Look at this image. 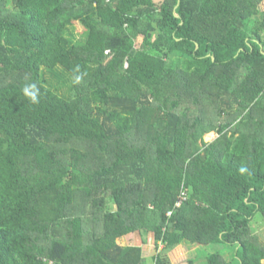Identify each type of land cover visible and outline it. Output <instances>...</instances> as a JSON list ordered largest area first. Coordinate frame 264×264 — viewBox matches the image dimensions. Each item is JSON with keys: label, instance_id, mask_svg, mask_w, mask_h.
<instances>
[{"label": "trees", "instance_id": "1", "mask_svg": "<svg viewBox=\"0 0 264 264\" xmlns=\"http://www.w3.org/2000/svg\"><path fill=\"white\" fill-rule=\"evenodd\" d=\"M262 1L0 0V264H263Z\"/></svg>", "mask_w": 264, "mask_h": 264}, {"label": "rangeland", "instance_id": "2", "mask_svg": "<svg viewBox=\"0 0 264 264\" xmlns=\"http://www.w3.org/2000/svg\"><path fill=\"white\" fill-rule=\"evenodd\" d=\"M163 0H153V2L158 6L161 4ZM260 10L264 12V0L260 4ZM68 33L72 35V38L74 41L80 42L83 41V29L79 25H75L70 30H68ZM140 44V39L137 42V46ZM57 73V72H56ZM56 73H50V72H44V79L46 80L48 85H51L52 87L58 88L60 94H67L68 89L67 86L63 87L61 81L55 76ZM217 135L215 133L207 134L204 136L203 140L205 143H209L213 141ZM256 221L259 220L257 224L252 225L253 235L256 237L257 241L264 246V224L259 216H257ZM118 245L125 246L127 245H134V244H140L144 243L142 246L143 256L146 259V262L149 264H152L151 258L159 254V251L162 249V245L158 246V249L155 247L154 241H153V235L151 233H144L143 235L139 233L130 234L124 239L117 240ZM180 246L177 247L172 251H169L166 253V258L168 260V264H186L189 260L196 261L197 264L203 261V253L213 252L217 251L218 248L211 247H198L197 245H189L187 243H183ZM149 248V250H148ZM228 250L224 251V258L227 260L230 256ZM264 264V261H263Z\"/></svg>", "mask_w": 264, "mask_h": 264}, {"label": "clouds", "instance_id": "3", "mask_svg": "<svg viewBox=\"0 0 264 264\" xmlns=\"http://www.w3.org/2000/svg\"><path fill=\"white\" fill-rule=\"evenodd\" d=\"M80 78L77 77V80ZM23 94L27 97L32 104L39 103V89L35 84H30L23 89ZM243 171V169H241Z\"/></svg>", "mask_w": 264, "mask_h": 264}, {"label": "built area", "instance_id": "4", "mask_svg": "<svg viewBox=\"0 0 264 264\" xmlns=\"http://www.w3.org/2000/svg\"><path fill=\"white\" fill-rule=\"evenodd\" d=\"M186 194L183 192L181 196L179 197L176 206H179L184 200H185ZM40 264H55L54 261L46 258H40L39 259Z\"/></svg>", "mask_w": 264, "mask_h": 264}, {"label": "crops", "instance_id": "5", "mask_svg": "<svg viewBox=\"0 0 264 264\" xmlns=\"http://www.w3.org/2000/svg\"><path fill=\"white\" fill-rule=\"evenodd\" d=\"M129 235H130V234H129ZM129 235H127V236H129ZM127 236H124V237H122V238H120V239L122 240V239L126 238ZM118 240H119V239H118ZM117 244H118V243H117ZM143 244H144V243H140V244H137V243H136V244H134V245H132V246H139V247H141V250H142V253H143L144 249H142V246L145 245V244H144V245H143ZM125 246H130V245H127V244H126ZM179 247H182V246H179ZM148 250H149V248H148ZM142 256H143V254H142ZM143 258L145 259L144 256H143Z\"/></svg>", "mask_w": 264, "mask_h": 264}, {"label": "water", "instance_id": "6", "mask_svg": "<svg viewBox=\"0 0 264 264\" xmlns=\"http://www.w3.org/2000/svg\"><path fill=\"white\" fill-rule=\"evenodd\" d=\"M178 2H179V0H178ZM177 17V16H176Z\"/></svg>", "mask_w": 264, "mask_h": 264}]
</instances>
